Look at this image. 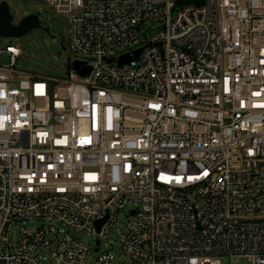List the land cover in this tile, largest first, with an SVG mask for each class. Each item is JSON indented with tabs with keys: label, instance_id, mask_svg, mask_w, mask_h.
I'll return each instance as SVG.
<instances>
[{
	"label": "built area",
	"instance_id": "1",
	"mask_svg": "<svg viewBox=\"0 0 264 264\" xmlns=\"http://www.w3.org/2000/svg\"><path fill=\"white\" fill-rule=\"evenodd\" d=\"M40 1L74 61L0 48V264H117L115 229L129 264H264V0Z\"/></svg>",
	"mask_w": 264,
	"mask_h": 264
},
{
	"label": "rangeland",
	"instance_id": "2",
	"mask_svg": "<svg viewBox=\"0 0 264 264\" xmlns=\"http://www.w3.org/2000/svg\"><path fill=\"white\" fill-rule=\"evenodd\" d=\"M2 1V0H0ZM9 4L10 14L13 17V24H18L26 15L35 14L39 16L41 28L33 29L23 37H3L0 35V48L13 45L23 51L18 59L16 68L24 72H35L43 75L61 78L69 70L74 61L73 56L66 50L68 18L48 8L40 0H4ZM159 23L152 22L147 26V34L153 33L159 27ZM49 29V33L46 31ZM10 63L6 53H0V66H8ZM132 205L127 206L118 214L116 228H123L127 224ZM117 230L111 235L113 252L116 255L117 264H129V259L119 246ZM86 241L94 244L92 238L80 235ZM95 255V254H94ZM221 264H246L245 259H231L222 256Z\"/></svg>",
	"mask_w": 264,
	"mask_h": 264
},
{
	"label": "water",
	"instance_id": "3",
	"mask_svg": "<svg viewBox=\"0 0 264 264\" xmlns=\"http://www.w3.org/2000/svg\"><path fill=\"white\" fill-rule=\"evenodd\" d=\"M41 28V22L38 15H26L18 24H13V17L10 14L9 4L6 1L0 3V35L5 37H23L33 29ZM49 33V29H46ZM139 52L136 53L138 56ZM130 60L129 56L122 58L121 63ZM75 67L79 66L78 62L74 63ZM84 74V72H82Z\"/></svg>",
	"mask_w": 264,
	"mask_h": 264
},
{
	"label": "snow or ice",
	"instance_id": "4",
	"mask_svg": "<svg viewBox=\"0 0 264 264\" xmlns=\"http://www.w3.org/2000/svg\"><path fill=\"white\" fill-rule=\"evenodd\" d=\"M177 179H179V178H177Z\"/></svg>",
	"mask_w": 264,
	"mask_h": 264
}]
</instances>
